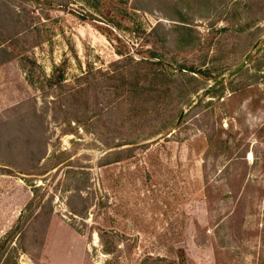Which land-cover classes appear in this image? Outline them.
Returning a JSON list of instances; mask_svg holds the SVG:
<instances>
[{
    "label": "rangeland",
    "instance_id": "374dc122",
    "mask_svg": "<svg viewBox=\"0 0 264 264\" xmlns=\"http://www.w3.org/2000/svg\"><path fill=\"white\" fill-rule=\"evenodd\" d=\"M0 264H264V0H0Z\"/></svg>",
    "mask_w": 264,
    "mask_h": 264
},
{
    "label": "water",
    "instance_id": "95a60500",
    "mask_svg": "<svg viewBox=\"0 0 264 264\" xmlns=\"http://www.w3.org/2000/svg\"><path fill=\"white\" fill-rule=\"evenodd\" d=\"M245 65H246V60H243L242 63L238 67H236L233 71H231L227 75H224L220 79V82H225L227 79H229V78L234 77L235 75H237L239 72H241V70L245 67Z\"/></svg>",
    "mask_w": 264,
    "mask_h": 264
},
{
    "label": "trees",
    "instance_id": "16d2710c",
    "mask_svg": "<svg viewBox=\"0 0 264 264\" xmlns=\"http://www.w3.org/2000/svg\"><path fill=\"white\" fill-rule=\"evenodd\" d=\"M83 18H85V16H83Z\"/></svg>",
    "mask_w": 264,
    "mask_h": 264
}]
</instances>
